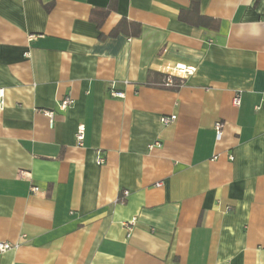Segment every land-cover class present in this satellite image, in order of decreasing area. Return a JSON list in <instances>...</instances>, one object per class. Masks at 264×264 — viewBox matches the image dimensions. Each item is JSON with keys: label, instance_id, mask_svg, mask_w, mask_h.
I'll return each instance as SVG.
<instances>
[{"label": "crops", "instance_id": "obj_1", "mask_svg": "<svg viewBox=\"0 0 264 264\" xmlns=\"http://www.w3.org/2000/svg\"><path fill=\"white\" fill-rule=\"evenodd\" d=\"M191 1L0 0V264H264V0Z\"/></svg>", "mask_w": 264, "mask_h": 264}, {"label": "built area", "instance_id": "obj_2", "mask_svg": "<svg viewBox=\"0 0 264 264\" xmlns=\"http://www.w3.org/2000/svg\"><path fill=\"white\" fill-rule=\"evenodd\" d=\"M195 68L192 66H184V65H175L173 67H166L165 70L163 71V74L165 76V80L163 82L164 87H178L180 86V83L184 81L189 76H192L195 73ZM173 79H177L179 83L174 82ZM116 98H122L123 94L121 93H113L112 94ZM71 100L69 99H64L58 103V109L60 111L66 110L70 105H71ZM233 104L235 106H239L240 104V95L236 94L233 98ZM4 107V90L0 89V110H2ZM46 116L49 119V124L50 126L53 125V119H54V113L53 112H45ZM175 119L174 116H171L170 118L163 117L161 118V123L163 125H166L170 122H172ZM214 131H215V136L216 140L219 141L222 137V131H223V124L221 122H216L214 124ZM84 134H85V127L83 125H78L76 134H75V139H76V144L78 146H82L83 140H84ZM153 147H160L159 143H156L150 148ZM231 159V158H230ZM98 164H102V160L98 158L97 160ZM159 185V184H158ZM31 191L33 193H36L38 191V188L32 187ZM124 196L128 195V192H123ZM135 220H132L130 223L134 224ZM12 249V245L6 242H0V254L5 253L6 251Z\"/></svg>", "mask_w": 264, "mask_h": 264}, {"label": "trees", "instance_id": "obj_3", "mask_svg": "<svg viewBox=\"0 0 264 264\" xmlns=\"http://www.w3.org/2000/svg\"><path fill=\"white\" fill-rule=\"evenodd\" d=\"M198 6H199V1L198 0H192L190 8L188 9V12H190L194 16L196 15L199 18V20H202L201 22H203L206 25V22H209L210 19L202 17V16H199V14H198ZM106 13H107V11H101L100 12V14L102 16H105ZM185 14H186L185 11H181L180 14H179V20L187 22L188 19L186 18ZM155 75H157V76L159 75V78L155 77L153 79L151 74L148 75V77H147V83L148 84L159 86V87H162V88H169V89H171V88L177 89L179 87V86L178 87H164L163 86V82L165 80L164 74H155ZM173 81L179 83V81L177 79H173ZM182 83H180V86L182 85Z\"/></svg>", "mask_w": 264, "mask_h": 264}]
</instances>
